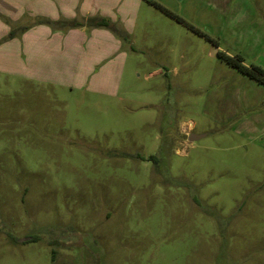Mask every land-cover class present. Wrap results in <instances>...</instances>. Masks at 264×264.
<instances>
[{"label":"rangeland","instance_id":"1","mask_svg":"<svg viewBox=\"0 0 264 264\" xmlns=\"http://www.w3.org/2000/svg\"><path fill=\"white\" fill-rule=\"evenodd\" d=\"M148 1L79 87L0 69V264H264V84L219 56L264 68V0Z\"/></svg>","mask_w":264,"mask_h":264},{"label":"crops","instance_id":"2","mask_svg":"<svg viewBox=\"0 0 264 264\" xmlns=\"http://www.w3.org/2000/svg\"><path fill=\"white\" fill-rule=\"evenodd\" d=\"M143 1L148 0H0V53L8 57L0 61V69L53 88L79 87L68 84L70 74L82 73L74 59L88 48L105 56L124 53L132 5ZM118 8H123L122 18L114 14L120 13ZM123 23L127 26L118 27ZM97 64L88 66L105 71L96 74L111 69ZM97 87L103 96L112 94L106 82Z\"/></svg>","mask_w":264,"mask_h":264},{"label":"trees","instance_id":"3","mask_svg":"<svg viewBox=\"0 0 264 264\" xmlns=\"http://www.w3.org/2000/svg\"><path fill=\"white\" fill-rule=\"evenodd\" d=\"M150 3H152L153 5H155L157 8H160L161 10L165 11L166 14L170 15L171 17L177 18L183 22H185L183 20V18L177 14H175L174 12L170 11L169 9L165 8L164 5L154 1V0H149ZM219 56L221 58H223L224 60H226L227 63H229L230 65L234 66V68L238 69L239 71H241L242 73L249 75L250 77H252V79L261 82L264 84V68L258 65H247L244 63L245 58L242 54H234V55H229L227 53L224 52H220ZM35 238L30 237V238H26V240H34Z\"/></svg>","mask_w":264,"mask_h":264},{"label":"water","instance_id":"4","mask_svg":"<svg viewBox=\"0 0 264 264\" xmlns=\"http://www.w3.org/2000/svg\"><path fill=\"white\" fill-rule=\"evenodd\" d=\"M204 135H197V133H190V135H189V139L191 140V141H193V140H195V139H200V138H202Z\"/></svg>","mask_w":264,"mask_h":264}]
</instances>
